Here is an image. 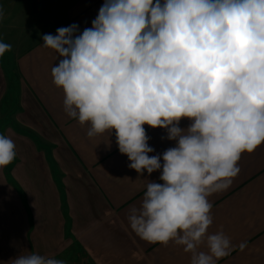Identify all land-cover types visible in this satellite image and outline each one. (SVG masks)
<instances>
[{"label": "crops", "instance_id": "0c3cea01", "mask_svg": "<svg viewBox=\"0 0 264 264\" xmlns=\"http://www.w3.org/2000/svg\"><path fill=\"white\" fill-rule=\"evenodd\" d=\"M62 17L0 50V264H264V0Z\"/></svg>", "mask_w": 264, "mask_h": 264}, {"label": "rangeland", "instance_id": "374dc122", "mask_svg": "<svg viewBox=\"0 0 264 264\" xmlns=\"http://www.w3.org/2000/svg\"><path fill=\"white\" fill-rule=\"evenodd\" d=\"M10 1L4 9L0 10L1 14L7 18L0 25L9 29L5 32L4 40H0V50L5 54L10 53L12 60V56L55 30L63 22L62 16L65 18L66 8L74 0H14L15 5H13V0ZM20 1L26 5H17ZM15 18L18 19V23L4 26L7 21ZM13 33L17 34L13 35ZM4 58L9 59L8 56Z\"/></svg>", "mask_w": 264, "mask_h": 264}]
</instances>
